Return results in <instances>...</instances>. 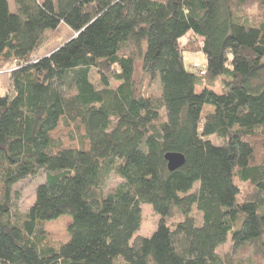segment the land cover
I'll list each match as a JSON object with an SVG mask.
<instances>
[{"label": "trees", "instance_id": "16d2710c", "mask_svg": "<svg viewBox=\"0 0 264 264\" xmlns=\"http://www.w3.org/2000/svg\"><path fill=\"white\" fill-rule=\"evenodd\" d=\"M14 2L0 0V264H233L217 254L229 236L264 257V0ZM63 26L71 39L39 58ZM138 59L160 97L141 95ZM167 153L185 166L170 172ZM42 171L15 212V185ZM112 175L123 182L107 192ZM144 204L160 217L149 238ZM63 216L70 240L48 245Z\"/></svg>", "mask_w": 264, "mask_h": 264}, {"label": "rangeland", "instance_id": "374dc122", "mask_svg": "<svg viewBox=\"0 0 264 264\" xmlns=\"http://www.w3.org/2000/svg\"><path fill=\"white\" fill-rule=\"evenodd\" d=\"M73 36L72 31L63 26L62 31L60 33V39H57L56 42L51 44L48 48L44 49L40 57L47 56L48 54L57 50L60 46L66 43ZM193 33L189 32L185 37L180 39V44L182 47L186 48L187 51L184 52V61L186 68L189 72L198 74V70L194 68V65H204L207 63V58L205 54L201 51H198L196 47H199V43L192 39ZM194 41L196 44L191 45V41ZM97 70L92 71V78L94 82L99 80V75L96 72ZM135 81L138 85L139 91L141 95L148 99L151 97L158 98L160 97L162 88L158 81L152 80L149 75L143 73L142 69V60L138 59L136 64V74ZM118 83L111 82V87L116 88ZM214 90L217 93L223 92L222 79H219L213 83ZM201 89L199 88V91ZM214 110L213 107H206L203 112V117L212 113ZM215 145H221L222 141L217 139L214 136L208 137ZM46 178L45 172H41L40 175L34 178H30L24 181L19 182L14 187L13 194V210L19 213L27 212L35 203L36 200V191L38 187L44 184ZM121 182L122 179L117 176L112 175L110 181L108 183L107 192L116 188ZM238 183V182H237ZM242 192L239 197V202L244 199V196L247 192H250V187L247 184L238 183ZM192 217L196 218L197 221H201V216L197 212L196 207L193 208ZM142 226L137 233V235L149 238L156 231L160 217L154 212L153 207L148 204L142 205ZM180 220L179 216H173L168 220L170 225L177 223ZM71 223V218L69 216H63L56 221L50 222L46 224V234H47V244L48 245H58L60 243H66L70 240V236L68 233V227ZM217 254L226 262H230L233 264H264V257L262 255H256L254 253L253 248L249 249L247 254L243 253L241 249H235L234 244L232 242V238L229 236L228 241L220 246L217 250ZM117 264H122L121 260L117 261Z\"/></svg>", "mask_w": 264, "mask_h": 264}, {"label": "water", "instance_id": "95a60500", "mask_svg": "<svg viewBox=\"0 0 264 264\" xmlns=\"http://www.w3.org/2000/svg\"><path fill=\"white\" fill-rule=\"evenodd\" d=\"M78 35L79 34L75 36ZM165 160L168 164V169L170 172H175L184 167L186 164V157L181 153H167L165 155Z\"/></svg>", "mask_w": 264, "mask_h": 264}, {"label": "crops", "instance_id": "0c3cea01", "mask_svg": "<svg viewBox=\"0 0 264 264\" xmlns=\"http://www.w3.org/2000/svg\"><path fill=\"white\" fill-rule=\"evenodd\" d=\"M10 8L12 11H16V6L14 0H9Z\"/></svg>", "mask_w": 264, "mask_h": 264}, {"label": "built area", "instance_id": "2783aa9c", "mask_svg": "<svg viewBox=\"0 0 264 264\" xmlns=\"http://www.w3.org/2000/svg\"><path fill=\"white\" fill-rule=\"evenodd\" d=\"M197 66H198V65H197ZM12 70H15V68H14V69H11V70H9V71H12ZM201 74L204 75V74H205V71H202Z\"/></svg>", "mask_w": 264, "mask_h": 264}]
</instances>
